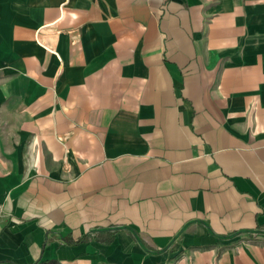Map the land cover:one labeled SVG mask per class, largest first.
Here are the masks:
<instances>
[{
  "label": "crops",
  "instance_id": "1",
  "mask_svg": "<svg viewBox=\"0 0 264 264\" xmlns=\"http://www.w3.org/2000/svg\"><path fill=\"white\" fill-rule=\"evenodd\" d=\"M0 264H264V0H0Z\"/></svg>",
  "mask_w": 264,
  "mask_h": 264
}]
</instances>
